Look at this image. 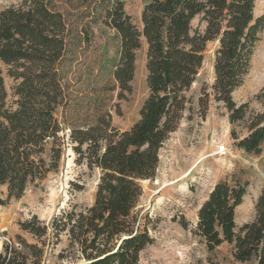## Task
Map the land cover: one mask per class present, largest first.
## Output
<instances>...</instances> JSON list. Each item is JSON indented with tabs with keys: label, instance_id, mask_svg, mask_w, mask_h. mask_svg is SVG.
Here are the masks:
<instances>
[{
	"label": "trees",
	"instance_id": "16d2710c",
	"mask_svg": "<svg viewBox=\"0 0 264 264\" xmlns=\"http://www.w3.org/2000/svg\"><path fill=\"white\" fill-rule=\"evenodd\" d=\"M143 1L141 28L119 0H96L77 15L57 0H23L0 9V189L6 187L9 198H21L30 185L60 170L67 147L77 164L101 173L87 210H65L50 224L36 216L23 222L21 231L34 243L18 236L16 243L2 244L0 238V264H44L47 240L57 246L63 237L67 245L58 258L72 264H139L141 253L154 243L136 213L142 182L155 179L164 144L191 109L189 93L210 43L218 44L215 79L202 89L201 118L214 101L226 107L232 124L245 119L246 106H237L232 95L250 71L264 30V14L255 15L257 0ZM97 19L120 40L113 77L121 100L131 92L136 53L145 42L149 96L127 131L112 127L101 114L67 132L60 116L69 103L65 66L72 62L75 43H90V24ZM1 65L16 84L11 105ZM235 140L240 150L260 155L264 113L251 119L246 137ZM248 187L234 177L217 183L198 210L195 234L210 252L228 244L237 262L264 264V190L254 221L236 225Z\"/></svg>",
	"mask_w": 264,
	"mask_h": 264
},
{
	"label": "rangeland",
	"instance_id": "374dc122",
	"mask_svg": "<svg viewBox=\"0 0 264 264\" xmlns=\"http://www.w3.org/2000/svg\"><path fill=\"white\" fill-rule=\"evenodd\" d=\"M95 1L72 0L67 3L66 0H57L74 15L86 11ZM119 1L124 2L126 12L141 28L145 1ZM22 2L0 0V9ZM263 14L264 0H257L255 15L260 17ZM75 38L79 41L77 36ZM217 46L216 42L207 46L204 64L189 93L191 109L164 144L155 179L142 182L144 194L136 213L141 223L148 225L154 243L141 253L139 264H208L211 261L219 264H256L255 261L237 262L228 244L210 252L204 241L195 234L198 210L220 181H231L234 177L249 182L243 204L236 210L238 227L254 221L256 203L264 190V143L260 155L247 154L235 146V138L243 139L248 135L251 119L264 113V30L254 50L250 71L242 86L232 95L237 106H246L245 119L234 124L223 104L211 102L204 120L198 106L202 89L214 83ZM146 52L144 42L136 53L131 92L121 100L113 77L120 58V40L100 19L91 23L90 43H75L70 54L72 62L65 66L69 103L60 110L65 130L69 132V128L92 124L101 114L106 115L112 127L120 131L129 130L139 119L141 107L149 96ZM1 67L11 105L15 101L13 88L16 84L8 77L7 67ZM100 174L96 168L89 169L86 164H77L72 148L67 147L60 170L30 185L21 198H9L7 188L2 187V244L10 241L16 243L18 236L34 243V239L20 228L23 222L34 216L50 224L54 217L65 210L80 212L90 208L94 204ZM49 243L47 240L44 264H72L58 258L67 245L66 237L57 246Z\"/></svg>",
	"mask_w": 264,
	"mask_h": 264
}]
</instances>
